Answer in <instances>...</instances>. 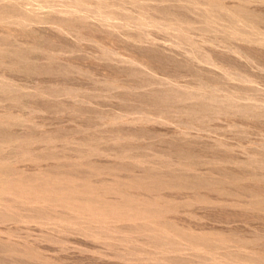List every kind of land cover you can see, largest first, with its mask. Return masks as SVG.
Returning <instances> with one entry per match:
<instances>
[{"label": "rangeland", "instance_id": "rangeland-1", "mask_svg": "<svg viewBox=\"0 0 264 264\" xmlns=\"http://www.w3.org/2000/svg\"><path fill=\"white\" fill-rule=\"evenodd\" d=\"M0 9V264H264V0Z\"/></svg>", "mask_w": 264, "mask_h": 264}, {"label": "bare ground", "instance_id": "bare-ground-1", "mask_svg": "<svg viewBox=\"0 0 264 264\" xmlns=\"http://www.w3.org/2000/svg\"><path fill=\"white\" fill-rule=\"evenodd\" d=\"M77 2H79V1H77ZM79 6V5H78ZM76 8V7H75ZM79 8V7H78ZM1 10V9H0ZM2 11V10H1ZM5 11H7V10H5ZM9 11H10V9H9ZM12 11L14 12V10H12L11 9V11L9 12V13H12ZM17 11V10H16ZM27 11V10H26ZM6 13V12H5ZM14 14H15V12H14ZM12 15V14H11ZM18 15V14H17ZM34 15V14H33ZM36 15V14H35ZM3 16H5V15H3ZM7 16H10V14L8 15V13H7ZM14 16V15H13ZM23 16V19H26V17H29L28 15H26V14H24V13H22V15H21V17ZM2 17V15L0 16V18ZM22 19V18H21ZM22 19V20H23ZM27 19H29V18H27ZM2 20H4L3 18H2ZM2 20H0V21H2ZM20 20V19H19ZM24 21V20H23ZM143 22V21H142ZM260 204V203H259ZM262 208V207H261Z\"/></svg>", "mask_w": 264, "mask_h": 264}]
</instances>
